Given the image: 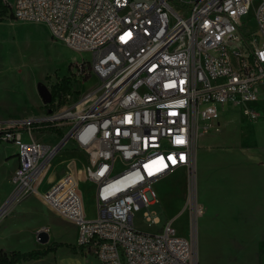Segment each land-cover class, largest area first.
Masks as SVG:
<instances>
[{
  "label": "built area",
  "instance_id": "obj_1",
  "mask_svg": "<svg viewBox=\"0 0 264 264\" xmlns=\"http://www.w3.org/2000/svg\"><path fill=\"white\" fill-rule=\"evenodd\" d=\"M2 1L4 16L42 23L50 38L90 53L89 61L69 64L74 81L96 78L51 117L0 127V142L15 147L9 180L16 195L34 194L72 221L74 246L99 264H194L190 239L170 219L147 233L133 227V213L156 203L158 181L177 170L189 176L195 135L209 129L199 122L215 121L218 106L242 104L244 115L255 116L248 103L264 101V0ZM249 10L252 29L243 23ZM47 120L57 122L59 140H72L84 155L81 178L92 184L93 218L83 212L70 171L37 191L56 145L23 140L22 133L31 136Z\"/></svg>",
  "mask_w": 264,
  "mask_h": 264
},
{
  "label": "crops",
  "instance_id": "obj_2",
  "mask_svg": "<svg viewBox=\"0 0 264 264\" xmlns=\"http://www.w3.org/2000/svg\"><path fill=\"white\" fill-rule=\"evenodd\" d=\"M89 78L90 76L86 80ZM72 95L78 96L70 88L69 93L65 94L62 104L66 97H72ZM69 105H63L62 108ZM249 105L256 112L252 118L242 113L244 105L237 107L228 103L226 106H218L217 123L215 121L199 122V126L207 124L208 130L212 131L214 130L211 127L216 126L217 130L215 131L217 132L198 130V136H203L202 146L204 149L196 154L194 140L191 190L195 196V186L204 182L207 192H213L214 198L205 194L201 200L208 204L214 203L215 210L227 211V220L224 222L226 231L221 233L230 235L232 238L229 237L227 242L215 240L208 244L209 241H207L203 243V247L197 243L195 246V264H264V102ZM28 116L12 120L42 118L41 115H36L33 111H30ZM48 125L61 133L56 121L43 122L39 128L33 130V133L47 131ZM233 125L234 127L230 129ZM22 135L25 134L22 133ZM47 135H52L53 139L55 138L53 145L57 144L61 137V135L58 136L50 132ZM68 143L76 149L70 139L66 140L61 148ZM58 150L54 154L56 156L50 160V163L48 162V165H51L50 171L56 173L45 178L49 169V166H46L42 178L36 186L38 192L44 191L60 177L58 171L53 170L54 168H59L61 162H67L70 157H78L77 150L70 151V154L62 152L57 154L59 153ZM12 156L15 159V167L17 164L15 150ZM3 159L4 162L7 161L6 157ZM6 178L4 177V179ZM199 208L201 213L197 217L201 216L205 209L201 205ZM5 218L7 221L0 224V250L2 251L18 250L23 252L31 249H42L52 242L74 246V244L64 241V239L72 241L75 239L76 232L72 221L57 215L34 194L16 197L11 202L7 215L3 219ZM42 226L45 230H37ZM38 231L47 234L45 242L41 243L36 239ZM203 233L205 232L203 231ZM255 236L263 237L258 240L255 239ZM75 248L76 252L73 253L65 247L64 255L70 261L74 260L78 264H82L81 262L85 257L91 254L86 253L83 248L81 251H77L80 247ZM56 250L38 259L25 260L18 264H39L44 257L55 254ZM53 264L59 263L55 262L54 259Z\"/></svg>",
  "mask_w": 264,
  "mask_h": 264
},
{
  "label": "rangeland",
  "instance_id": "obj_3",
  "mask_svg": "<svg viewBox=\"0 0 264 264\" xmlns=\"http://www.w3.org/2000/svg\"><path fill=\"white\" fill-rule=\"evenodd\" d=\"M243 23L247 29L253 28L254 23L250 10L244 18ZM90 58V53L74 51L68 48L61 40L50 38L46 27L42 23L17 20L6 16L2 17L0 19V121H17L12 119L29 117L30 111L35 112L36 115H41L42 118H49L58 112L63 105L74 103L78 97L94 86L96 78L92 75L85 82L77 83L69 76V64L89 61ZM62 77L67 78L70 88L78 96L72 95V97H66L65 102L61 106L53 107V113L50 115L47 113V106H44L36 88L41 85L49 91V86L55 80ZM257 102L262 101L250 102L248 104ZM226 104L228 103H224L222 106H226ZM238 105L242 106V104H236L237 107ZM84 106L85 103H81L76 110ZM216 121H218V117ZM47 122H54V120H47ZM7 123L0 122V127ZM233 127L234 125L230 129ZM48 133L46 130L43 132L39 131L32 133L31 136L22 135V138L53 145L52 143L55 141V138L53 139L52 135H47ZM198 134L199 131L195 135L196 154L204 149L202 146L203 136H198ZM14 150L15 147L10 142H0V224L7 221V218H3L7 215L11 202L16 197L21 196L16 195L14 185L9 180V176L14 170L12 169L15 164L14 156H12ZM72 150H77L78 157H70L67 162H61V166L53 170L58 171L60 176L65 171H70L77 177L78 192L83 212L88 215V218H93L95 211L92 184L86 180L82 181L81 178V169L85 163L84 155L77 148L74 149L69 143L59 149V153L57 154H61V152L70 154L69 152ZM3 157H6V162L3 161ZM50 160L48 161L49 163ZM47 166H49V169L45 178L56 173L50 171V164H47ZM4 177L7 178L4 179ZM191 178V173L188 176L183 171H174L155 183L156 203L134 212L132 224L138 231L154 233L164 223L165 218L168 217L177 232L190 239L192 243V262L195 264V246L197 243L203 247V243L207 241H209L208 244L215 240L227 242L229 241V237L231 239L232 236L221 233L226 231V224L224 222L227 220V211L215 210L214 203L208 204L202 202L201 197H205V194L214 198L213 192H207L204 182L199 184V186H195L196 195L193 196ZM23 195L28 194L24 193ZM194 204L196 207L201 205L203 209L204 207L206 209L203 210L204 213L199 217H197L198 215L192 209ZM143 212L149 213L150 216L156 215L158 222L148 223L144 219ZM41 229L45 230L43 226L37 228V230ZM67 232L70 234L69 230ZM262 237L255 236V239L259 240ZM64 241L71 244L75 243V239L73 241L64 239ZM65 252V247H60L56 250L55 254L44 257L39 264H53L54 259L59 264H78L74 260L70 261L64 255ZM81 263L99 264L91 255H87Z\"/></svg>",
  "mask_w": 264,
  "mask_h": 264
},
{
  "label": "trees",
  "instance_id": "obj_4",
  "mask_svg": "<svg viewBox=\"0 0 264 264\" xmlns=\"http://www.w3.org/2000/svg\"><path fill=\"white\" fill-rule=\"evenodd\" d=\"M6 12H7V4L4 3L2 0H0V19L2 16L5 15ZM69 89L70 86L66 77L57 79L53 84L50 85L49 87L50 102L44 104V106H47L48 114L53 113V107L55 108L56 106L62 104L65 94L69 93ZM55 98L57 99L56 106L53 105V100ZM41 129H43V127H41ZM46 129L50 133H55L58 136L61 135L59 130H57L54 127L48 125ZM62 246L67 247L73 253L76 252V248L73 245L60 243V242H52L42 249H31L23 252L18 250L0 251V264H18L21 261L38 259L49 252H54L58 247H62ZM81 249L82 248L80 247V249H77V251H81Z\"/></svg>",
  "mask_w": 264,
  "mask_h": 264
},
{
  "label": "water",
  "instance_id": "obj_5",
  "mask_svg": "<svg viewBox=\"0 0 264 264\" xmlns=\"http://www.w3.org/2000/svg\"><path fill=\"white\" fill-rule=\"evenodd\" d=\"M37 93L40 97V99L42 100L43 104H47L50 102V93L49 91L42 87L41 85L37 86ZM67 140L66 137H62L61 140L58 141V143L56 144V150L59 149V147ZM36 239L43 243L47 240V234L43 231H38L36 233Z\"/></svg>",
  "mask_w": 264,
  "mask_h": 264
},
{
  "label": "snow or ice",
  "instance_id": "obj_6",
  "mask_svg": "<svg viewBox=\"0 0 264 264\" xmlns=\"http://www.w3.org/2000/svg\"><path fill=\"white\" fill-rule=\"evenodd\" d=\"M183 141H178V143H182Z\"/></svg>",
  "mask_w": 264,
  "mask_h": 264
},
{
  "label": "bare ground",
  "instance_id": "obj_7",
  "mask_svg": "<svg viewBox=\"0 0 264 264\" xmlns=\"http://www.w3.org/2000/svg\"><path fill=\"white\" fill-rule=\"evenodd\" d=\"M52 157H53V156H52ZM52 157H51V158H52ZM51 158H50V159H51ZM50 159H49V160H50Z\"/></svg>",
  "mask_w": 264,
  "mask_h": 264
}]
</instances>
